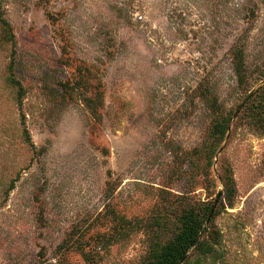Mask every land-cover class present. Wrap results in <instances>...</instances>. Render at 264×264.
Here are the masks:
<instances>
[{
  "label": "rangeland",
  "instance_id": "374dc122",
  "mask_svg": "<svg viewBox=\"0 0 264 264\" xmlns=\"http://www.w3.org/2000/svg\"><path fill=\"white\" fill-rule=\"evenodd\" d=\"M0 14V264H144L172 236L158 220L213 202L219 252L201 264H264V131L252 102L234 118L264 88V0H0ZM208 86L231 114L219 146Z\"/></svg>",
  "mask_w": 264,
  "mask_h": 264
},
{
  "label": "trees",
  "instance_id": "16d2710c",
  "mask_svg": "<svg viewBox=\"0 0 264 264\" xmlns=\"http://www.w3.org/2000/svg\"><path fill=\"white\" fill-rule=\"evenodd\" d=\"M233 54L237 82L239 85H243L247 72L246 68L243 66L244 52L235 49ZM212 86L214 87V85ZM204 93L206 94L207 102L211 105L212 111V126L210 131V138L212 141L211 146L213 144L219 146L229 134L232 122L231 114L225 115L220 111L221 105L219 104L218 99L214 97V92L211 87L208 86ZM253 98H255V101H252ZM249 102H252L251 109L247 113V119L250 121V127L264 131V88L257 92V94L253 95L241 108L239 113H242V110ZM28 138L29 136L27 137V140L29 141ZM213 149L212 156L209 160L210 164L212 163L213 156L217 150L215 147H213ZM231 179V177L226 178V191L221 199L223 203L221 201L219 202V204H221V208H224L225 206L228 208L234 207L236 190L233 186L234 180ZM214 208L215 202L199 204L194 203L183 211L180 219L172 225L173 228H170L167 222L163 221V218L158 220L155 226L160 228L159 230H170L172 232V236L164 244L155 241L151 246L149 255L144 264H188L190 251L193 249H196L200 254L198 264H201V259H205V257H216L219 252L217 250V246L219 245L221 235L219 231H215L211 226L215 214L213 213L211 221L209 219L210 215L214 211ZM127 223L128 222L124 225Z\"/></svg>",
  "mask_w": 264,
  "mask_h": 264
},
{
  "label": "water",
  "instance_id": "95a60500",
  "mask_svg": "<svg viewBox=\"0 0 264 264\" xmlns=\"http://www.w3.org/2000/svg\"><path fill=\"white\" fill-rule=\"evenodd\" d=\"M264 85V81L261 83V86ZM255 91V90H254ZM254 91L250 92L247 97L244 99L243 103L240 105V107L237 109L236 113L234 114V118L238 115L240 112L241 108L245 105V103L254 95ZM231 130V128H230ZM230 132V131H229ZM222 151V150H221ZM220 151V152H221Z\"/></svg>",
  "mask_w": 264,
  "mask_h": 264
}]
</instances>
